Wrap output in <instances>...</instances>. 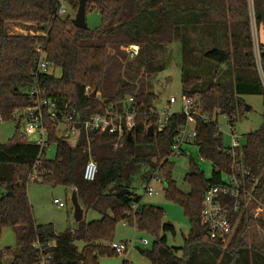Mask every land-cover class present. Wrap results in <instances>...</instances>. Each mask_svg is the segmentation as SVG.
<instances>
[{"label": "trees", "instance_id": "16d2710c", "mask_svg": "<svg viewBox=\"0 0 264 264\" xmlns=\"http://www.w3.org/2000/svg\"><path fill=\"white\" fill-rule=\"evenodd\" d=\"M62 4L77 13L80 0H0V117L14 121L16 111L34 105L29 92L38 85L60 110L80 118L119 113L123 103L135 97V129L115 149L116 137L108 133L82 131L70 144L59 135L58 123L47 121L56 155L42 156L41 168L49 175L41 184L76 191L84 210L101 215L100 220H83L77 229L62 233L51 224L39 225L29 200L30 174L40 148L27 141L19 125L16 136L0 144V239L4 228H21L20 251L11 264H36L38 241L55 242L48 250L51 264H100L103 257L117 256L110 246L122 222L154 238L153 249L143 250L152 264H264V250L248 247L244 241L252 221L247 214L236 215L239 221L228 244L210 239L202 224L207 186L220 182L232 167L215 118L225 116L233 125L244 113L243 96L264 98V45L259 43L258 63L251 16L252 6L258 30L264 27V0H251V4L250 0H86V14L97 11L101 16L100 27L93 30L76 27L70 14L59 16ZM10 24H31L40 35H11ZM196 33L202 35L200 50L189 39ZM173 42L183 46V101H196L195 145L201 158L213 165L211 177L206 178L191 159L184 179L191 187L188 194L173 180L171 159L174 138L187 117L174 114L159 133L158 97L147 89L148 77L165 70L160 55ZM134 46L139 47L138 56L129 61L127 49ZM39 49L52 72H37ZM55 69L61 70L60 77L54 76ZM94 92L97 96L92 98ZM242 153L246 168L259 180L258 193L264 196V124L247 136ZM90 159L98 166L92 182L83 176ZM142 164L158 173L166 199L184 209L191 229L183 247L168 245L167 234L175 235L176 229L164 223L162 209L141 207V198L130 191L123 194L126 189L108 192L127 167ZM13 254L12 249L0 253V264Z\"/></svg>", "mask_w": 264, "mask_h": 264}, {"label": "rangeland", "instance_id": "374dc122", "mask_svg": "<svg viewBox=\"0 0 264 264\" xmlns=\"http://www.w3.org/2000/svg\"><path fill=\"white\" fill-rule=\"evenodd\" d=\"M251 4V0H250ZM68 15L75 18L77 13H74L69 6ZM66 16V15H65ZM252 16V35L254 39L255 51L257 61L259 60V43L264 44V31L260 32L255 24L253 18V10L251 6ZM87 27L91 30L100 27L101 16L97 11H91L86 16ZM34 26L31 24H10L8 26V33L11 35H27L31 32L35 33ZM201 33L190 34L189 39L193 42L195 47L200 50L202 48L200 38ZM209 42L214 43L216 39H208ZM260 41V42H259ZM221 42H219L220 44ZM218 44L217 41L214 45ZM131 48V47H130ZM128 48V49H130ZM139 52V47L134 46ZM128 53V52H127ZM129 55V53H128ZM165 59V70L163 72L151 75L148 77L147 89L158 97L155 107L157 111H161L169 102L171 97L177 99V103L169 107L171 113H181L183 96H182V64H183V46L181 42H173L164 46V56L160 55V59ZM135 59V58H134ZM128 60L133 58L128 56ZM208 68V67H207ZM52 72V70H51ZM56 77L61 76V70H53ZM203 75V74H202ZM206 77V74L203 75ZM245 110L242 116H239L234 121L233 125L225 116L218 115L217 120L219 130L222 134L223 143L225 146L231 145V133L233 127L240 137V143L245 144L246 138L250 134L259 131L264 124V98L259 95H246L242 97ZM249 108V110H247ZM193 124L189 123V128ZM60 133L62 136L68 127L60 125ZM18 132V125L14 121L4 122L0 124V144H7L10 142ZM29 143L35 142V136L27 134L25 136ZM77 140L71 139L70 144H75ZM186 155L179 157H172L175 167L173 171V180L177 188L185 194L191 190L189 184L184 179L190 172L191 159L204 172L206 178L212 175L213 165L211 162L204 160L199 155V150L196 145L185 147ZM56 155V147L52 146L47 157L53 159ZM158 173L149 164H142L139 166H129L123 172L118 182L114 183L108 192H118L126 189L131 192L133 197L141 198V207L153 206L164 211V223L172 224L176 229V234H167L168 245L170 247H183L185 244V237L190 234V223L185 215L184 209L166 199L165 184L154 179L158 177ZM262 185L264 187V169L262 172ZM153 189V194L147 193L148 188ZM28 195L30 203L33 206L36 222L39 225H53L58 233L67 230H75L79 227V223L75 220V210L72 204L73 190L65 187H49L46 184L31 183L28 188ZM1 197V191H0ZM264 202V196H260ZM61 200L65 207L59 208L54 201ZM252 221L249 223L248 229L244 236V241L248 247L255 246L264 250V214L258 218L251 217ZM101 219V215L93 210H84V221L90 223ZM21 228L8 227L2 231L0 239V253L12 249L14 254L5 258V264H11L15 255L20 251ZM143 240H148V244L144 245ZM114 242L126 243L129 245L128 252L124 255H117L115 257H103L100 259V264H152L147 256L142 254L140 250L151 251L153 249L154 238L147 234L137 231L136 228L119 223L114 236Z\"/></svg>", "mask_w": 264, "mask_h": 264}, {"label": "built area", "instance_id": "2783aa9c", "mask_svg": "<svg viewBox=\"0 0 264 264\" xmlns=\"http://www.w3.org/2000/svg\"><path fill=\"white\" fill-rule=\"evenodd\" d=\"M68 14V7L65 4L58 10L59 16ZM31 36L40 35L31 32ZM40 52V49H39ZM131 58L138 56V50L131 47L127 49ZM41 53V52H40ZM49 63L45 59V55L41 53L38 63V73H50ZM89 92V90L87 91ZM29 96L34 100V105L18 110L14 114V121L19 125L22 135L27 134L35 136V144L40 148L39 160L34 166L30 174L32 183H42L46 180L49 172L42 167L41 158L48 154L52 148L49 142V131L47 121L60 125H66L67 131L61 136L70 141L71 139L78 140L80 133H108L116 137L114 148L118 149L121 146L123 139L128 138L129 133L132 134L135 129V117L137 111L135 106V97H129L122 105L121 112H108L106 115H92L88 118H80L67 110H60L57 104L48 98L46 90H43L36 85L30 92ZM177 99L171 97L167 105L157 111L159 120L157 123V131L163 132L167 127L171 117L174 114H182L187 117V124L181 128L180 133L174 138L172 147V157L186 155L185 147L195 145L197 140V132L195 130V122L192 114L195 113V100H185L182 104L181 113H171L169 107L175 105ZM205 120L208 119L205 117ZM4 123V119L0 117V124ZM189 123L193 124L189 128ZM60 131V129H59ZM243 144L240 143V137L233 127L231 133V145L226 146L232 159V167L228 173L221 176L218 183H210L205 191L202 210V224L207 233V236L212 240H219L224 244H228L233 238L238 221L236 215L247 214L250 217H260L264 214V202L258 193L259 180L255 178L251 171L246 168L243 162ZM98 174V166L93 159H90L84 168V179L92 182ZM155 180L160 181L158 177ZM147 193L153 194V189L148 188ZM54 203L59 207H65L61 200H55ZM133 211L137 210V206H133ZM129 215V214H128ZM127 224V223H125ZM144 245L148 244V240H143ZM55 247V242L35 243L34 248L38 250V261L36 264H51V255L48 252L50 248ZM111 249L117 255H124L128 252L129 245L126 243L111 244Z\"/></svg>", "mask_w": 264, "mask_h": 264}, {"label": "water", "instance_id": "95a60500", "mask_svg": "<svg viewBox=\"0 0 264 264\" xmlns=\"http://www.w3.org/2000/svg\"><path fill=\"white\" fill-rule=\"evenodd\" d=\"M86 0H80V5L77 11V14L75 16V18L73 19V23L76 27L80 28V29H87V21H86ZM97 96V93L94 92L92 94V98H95ZM247 110H249V108H247ZM154 134V129L153 127L149 128V135H153ZM132 137V134L129 133L128 138L130 139ZM129 190H123L122 193L126 194L128 193ZM72 204L75 210V220L80 223L81 221H83L84 219V209L81 206L77 193L76 191H73V196H72ZM140 252L143 254V251L140 250Z\"/></svg>", "mask_w": 264, "mask_h": 264}, {"label": "crops", "instance_id": "0c3cea01", "mask_svg": "<svg viewBox=\"0 0 264 264\" xmlns=\"http://www.w3.org/2000/svg\"><path fill=\"white\" fill-rule=\"evenodd\" d=\"M261 31L263 32L264 31V27H262L261 28ZM259 32H260V30H259ZM260 42V41H259ZM261 43V42H260ZM261 44H263V43H261ZM264 45V44H263ZM32 205V204H31ZM84 209V208H83Z\"/></svg>", "mask_w": 264, "mask_h": 264}]
</instances>
